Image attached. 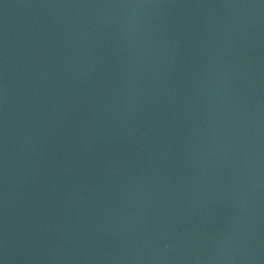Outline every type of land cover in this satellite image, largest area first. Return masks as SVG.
I'll list each match as a JSON object with an SVG mask.
<instances>
[{
  "label": "water",
  "instance_id": "95a60500",
  "mask_svg": "<svg viewBox=\"0 0 264 264\" xmlns=\"http://www.w3.org/2000/svg\"><path fill=\"white\" fill-rule=\"evenodd\" d=\"M0 264H264V0H0Z\"/></svg>",
  "mask_w": 264,
  "mask_h": 264
}]
</instances>
